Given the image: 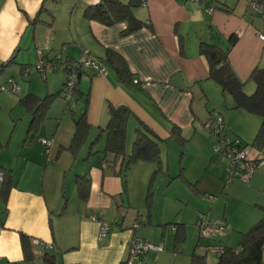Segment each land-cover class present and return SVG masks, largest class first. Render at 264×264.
I'll use <instances>...</instances> for the list:
<instances>
[{"label":"crops","instance_id":"1","mask_svg":"<svg viewBox=\"0 0 264 264\" xmlns=\"http://www.w3.org/2000/svg\"><path fill=\"white\" fill-rule=\"evenodd\" d=\"M99 1L0 0V74L8 75L0 86V113H8L18 129L17 135L4 138L0 127V168L11 172L6 201L0 198V264H189L193 253L208 254L206 245L236 248L241 235L264 217V165L247 184H226V166L214 158L213 139L202 126L209 116L218 115L224 134L247 145L253 143L261 119L233 109L232 98L208 78L207 62L198 46L210 42L211 32L220 41L237 34L227 58L237 78L247 82L254 69L264 68V41L257 36L264 35V14H254L248 0H145L134 15L151 28L122 36L124 24L106 27L83 17L84 9ZM206 3L214 8L211 14L205 12ZM41 8L40 22L32 25ZM36 47L49 60L56 54L71 62L93 56L103 62L106 72L103 76L83 73L67 111L63 71L48 73L44 79L33 69L23 74L33 67L29 66ZM107 49L125 60L130 77L121 79L105 62ZM8 80L16 83V94L1 91ZM253 91L254 85L247 82L245 92ZM29 94L40 99L54 96L33 130L31 115L19 104ZM108 106H125L132 114L126 156L137 122L164 141L150 210L146 196L155 165L137 162L122 171L121 159L112 164L101 163L100 156L88 157L99 129L108 123ZM83 112L90 130L74 158L65 148L74 121ZM173 128L177 137L171 133ZM44 140L50 143L48 151ZM104 144L103 134L94 150L101 151ZM248 153L253 160H264V149L253 147ZM85 174L90 189L82 201L76 178ZM200 215L220 227L207 241L199 237L196 226ZM101 223L109 226L103 237L99 236ZM172 226L184 227L179 232L183 242H175ZM34 239L40 244L34 245ZM133 240L160 244L163 250L132 261Z\"/></svg>","mask_w":264,"mask_h":264},{"label":"trees","instance_id":"2","mask_svg":"<svg viewBox=\"0 0 264 264\" xmlns=\"http://www.w3.org/2000/svg\"><path fill=\"white\" fill-rule=\"evenodd\" d=\"M145 0H100L97 4L88 6L83 11V17L88 21L97 22L103 26L111 27L117 24H124L125 28L121 32L122 36H128L143 27L151 28L148 22L138 20L134 15V10L142 5ZM200 0L199 3H202ZM212 7L209 3L205 4V9ZM44 11L39 10L35 18L30 21L32 25L40 22L39 15ZM237 34L231 35L225 41L221 40L218 34L211 32L210 42H201L198 46L199 55L204 57L208 66V78L216 83L223 95L230 96L233 100V109H242L249 114L258 116L261 119L260 127L253 140L252 146L257 150L264 149V68L254 69L247 82L254 85L251 94L245 92L247 82H241L228 61V52L237 42ZM224 44V46H222ZM105 62H107L123 80L130 77V72L125 60L114 50L107 49ZM101 62V61H100ZM103 63V62H102ZM93 76V75H92ZM54 96H47L40 99L31 94L19 100L20 106L31 115L32 120L29 128H38L39 123L45 117L49 105ZM108 123L104 128H100L97 138L91 143L88 157L100 156V162H110L115 164L119 159L122 160L121 170L125 171L137 162H145L156 166L152 173L146 196V206L150 210L152 202V187L156 176L161 172L160 145L164 143L143 123L137 122L135 138L129 156L125 154L126 132L131 112L125 106H108ZM210 118V116H209ZM90 127L86 121L85 112L74 121V130L71 141L66 151L76 158L85 145ZM177 137L176 129L171 131ZM104 134L105 144L101 151L94 150L100 137ZM235 137V136H234ZM237 138V137H236ZM27 144L30 139H27ZM242 143V142H241ZM243 147H247L242 143ZM110 158L107 160V158ZM2 173V184L0 188V198L4 203L8 188L11 184V172L0 168ZM76 188L80 200L85 201L89 195L90 178L88 174L76 178ZM175 228V242H183L180 229L183 226H172ZM26 237H22V247L25 257L30 255L27 247ZM223 252L218 256L215 264H262L264 263V217H262L246 233L241 235L236 248L223 247ZM189 264H207L205 256L196 252L191 255Z\"/></svg>","mask_w":264,"mask_h":264},{"label":"built area","instance_id":"3","mask_svg":"<svg viewBox=\"0 0 264 264\" xmlns=\"http://www.w3.org/2000/svg\"><path fill=\"white\" fill-rule=\"evenodd\" d=\"M192 3H199L200 0H189ZM144 4V3H143ZM249 9L254 14H264V0H248ZM213 7L205 9L207 14L213 12ZM259 40L264 41V35H257ZM40 47L35 48L37 57L36 63L32 68H25L23 74L27 75L32 69L41 77L45 78L46 74L56 71H63L65 73V82L62 90V98L65 103V109L71 110L73 105V94L77 89L78 79L83 73H89L93 76H103L105 74V67L99 59L93 56H87L80 62H71L61 57L60 54L54 55L52 59H43L40 53ZM137 84V80H133ZM1 91H6L9 94H16L19 90L13 80H8L6 87ZM204 133L213 139L212 150L213 156L219 162L225 164L227 171L226 184H230L234 180L247 184L252 175L257 171L258 167L264 165V160H253L250 158L247 147H243L241 141L234 137L223 133V122L220 116L211 115L203 123ZM42 144L48 151L50 143L47 140L42 141ZM2 184V173L0 171V188ZM96 220V217H92ZM196 226L199 231L201 239L209 240L219 232L220 227L216 224H209L204 216L200 215ZM109 226L106 223H101L99 236L103 237L108 232ZM175 231L174 227H171ZM34 245H39L38 240H32ZM162 245H154L142 241H131L129 247L130 260L137 261L143 255L149 252H161ZM204 250L208 254L216 255L222 254L223 248L218 245H206Z\"/></svg>","mask_w":264,"mask_h":264},{"label":"rangeland","instance_id":"4","mask_svg":"<svg viewBox=\"0 0 264 264\" xmlns=\"http://www.w3.org/2000/svg\"><path fill=\"white\" fill-rule=\"evenodd\" d=\"M34 52V50H33ZM36 63V56L34 55V59H33V62L31 64V66L29 67H32L34 66ZM8 75L6 73H1L0 74V86L3 85V82L6 81L5 78L7 77ZM38 76V75H37ZM4 94V93H3ZM5 95V94H4ZM7 96V95H6ZM65 104V103H64ZM13 114V112H12ZM16 125L12 120H11V116L8 114V113H5V112H1L0 113V127L2 128L1 131H2V134L4 135V138H7L8 136H11L13 133H15L17 135L18 133V129L16 130ZM224 133V131H223ZM247 148L248 150H253V147H252V144L249 143L247 144ZM219 162V161H218ZM234 181H238V180H234ZM239 182V181H238ZM226 183V182H225ZM199 218V216H198ZM198 221V219H197ZM196 221V223H197ZM202 241H207V240H202ZM205 255V254H204ZM207 256V263H212V262H215L217 261L218 257L216 255H212V254H207L205 255Z\"/></svg>","mask_w":264,"mask_h":264}]
</instances>
